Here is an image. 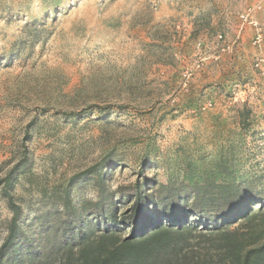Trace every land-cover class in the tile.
Here are the masks:
<instances>
[{
    "label": "rangeland",
    "instance_id": "obj_1",
    "mask_svg": "<svg viewBox=\"0 0 264 264\" xmlns=\"http://www.w3.org/2000/svg\"><path fill=\"white\" fill-rule=\"evenodd\" d=\"M257 4L264 36V0H0V178L27 157L25 220L108 157L110 190L226 168L264 198V43L240 18ZM10 218L0 198V245Z\"/></svg>",
    "mask_w": 264,
    "mask_h": 264
},
{
    "label": "trees",
    "instance_id": "obj_2",
    "mask_svg": "<svg viewBox=\"0 0 264 264\" xmlns=\"http://www.w3.org/2000/svg\"><path fill=\"white\" fill-rule=\"evenodd\" d=\"M111 162L72 178L29 223L14 196L31 166L22 155L0 178L11 213L2 222L0 264H264V198L253 181L240 183L225 168V176L201 183L144 179L110 190ZM88 176L96 198L75 203L72 188Z\"/></svg>",
    "mask_w": 264,
    "mask_h": 264
},
{
    "label": "built area",
    "instance_id": "obj_3",
    "mask_svg": "<svg viewBox=\"0 0 264 264\" xmlns=\"http://www.w3.org/2000/svg\"><path fill=\"white\" fill-rule=\"evenodd\" d=\"M262 9L260 4L248 7L241 15L240 18L247 23L248 25L252 26L255 29V44H262L264 43V36L263 30L257 20L255 19V14Z\"/></svg>",
    "mask_w": 264,
    "mask_h": 264
}]
</instances>
